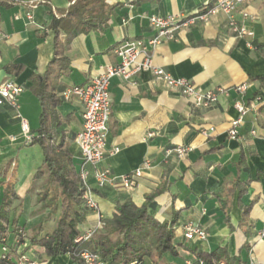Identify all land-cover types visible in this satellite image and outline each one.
<instances>
[{"label":"crops","instance_id":"0c3cea01","mask_svg":"<svg viewBox=\"0 0 264 264\" xmlns=\"http://www.w3.org/2000/svg\"><path fill=\"white\" fill-rule=\"evenodd\" d=\"M71 2L9 0L0 4V84L13 79L22 86L18 110L0 106V201L4 198V209L30 235L40 223H44L43 235L51 233L61 208L50 214L51 207L41 200L52 193L47 175L36 176L43 151L38 144L23 142L17 115L28 121L35 135L42 112L35 88L55 53V33L48 28L54 17L51 7L67 9ZM30 3L36 4L30 7ZM95 5L99 17L106 20L68 43L65 33L60 34L67 67L48 80L60 101L56 111L62 122L56 130L64 137L76 171L81 159L75 137L82 128L84 105L76 96L64 98L63 92L119 64L114 48L120 42L153 36L149 16L191 17L206 11V0H103ZM235 17L253 31L252 37H237L228 15L217 11L180 28L174 40L156 45L151 52L153 64L174 77L187 78L203 91L228 90L210 106H198L178 89H170L150 69L111 79L113 108L103 165L111 168L116 181L97 188L94 198L99 209H85L81 231L101 221L104 224L117 203L131 200L141 206L148 194L163 185L165 190L155 198L154 215L160 222L176 221L178 254L166 253L162 264H186L187 260L196 264L198 252L218 247L234 264H264V0L245 1ZM242 84L247 89L238 93L235 87ZM236 100L255 107L238 127L239 137L232 138L231 123L239 116ZM179 146L188 151L167 153ZM21 159L25 166L32 162L22 174ZM146 161L148 166L134 188L124 187L122 177ZM188 221L206 228L208 238L186 239L183 226ZM6 240L19 249L14 233ZM25 255L37 264H72L69 254L49 257L38 245Z\"/></svg>","mask_w":264,"mask_h":264},{"label":"trees","instance_id":"16d2710c","mask_svg":"<svg viewBox=\"0 0 264 264\" xmlns=\"http://www.w3.org/2000/svg\"><path fill=\"white\" fill-rule=\"evenodd\" d=\"M102 1L72 0L67 9L51 7L54 17L48 28L55 33V53L42 81L35 88L42 112L40 127L31 144L40 145L43 151V161L36 176L47 175L48 185L52 189L51 196L41 200H46L47 206L51 207L50 214L56 213L59 206L61 209L51 233L43 235L44 223H40L34 234L27 235L20 232L23 230L22 225L4 209V201V206L0 208V244L1 250L7 244L8 251L2 250L0 264H19V259L35 245L43 247L44 253L49 257L69 254L72 264H85L80 256L85 249L100 255L106 264H130L134 260H139L142 264H162L166 253L178 254L174 245L173 226L176 221L160 222L154 215L157 208L155 198L165 190L163 185L148 194L141 206H136L131 200L117 203L113 216L104 221V226L94 237L76 241L81 233L80 225L85 221L86 208L81 205L84 189L80 184L79 170L76 171L65 147L64 137H60L56 130L62 122L56 111L60 101L48 80L56 70L67 67L60 34L65 33V42L68 43L78 33L103 24L106 19L99 17L95 5ZM6 2L7 0H0V4ZM58 137L60 140L57 142ZM8 226H11L10 230ZM10 232L17 238L19 249L8 244L6 239ZM196 255L198 259L210 264H218L221 260H225L226 264H234L221 247L211 252H198Z\"/></svg>","mask_w":264,"mask_h":264},{"label":"built area","instance_id":"2783aa9c","mask_svg":"<svg viewBox=\"0 0 264 264\" xmlns=\"http://www.w3.org/2000/svg\"><path fill=\"white\" fill-rule=\"evenodd\" d=\"M9 1V0H7ZM131 3L135 0H121ZM247 0H206V11L199 12L191 17L176 16H149V23L155 30V34L148 38H137L120 42L114 52L120 59L119 64L109 65L104 71L90 78L88 82L82 85L73 86L63 92L64 98L71 96L78 97L83 105L82 112V128L76 134L75 142L80 151V167L79 178L81 187L84 189L82 200L86 209L98 211V202L94 198L95 188H103L107 185L114 184L116 177L109 166L103 165L108 153V134L109 120L112 115V95L110 90L111 79L115 76L129 78L136 72L143 69H150L155 76L162 80L170 89H178L184 96L190 98L196 105L208 107L216 102L221 94H227L228 90L224 87H218L215 90L203 91L189 79L183 77H174L171 73L163 68L156 67L152 60V49L163 42L172 41L176 38L177 31L182 27H188L197 20H206L209 15L222 11L229 17L230 29L240 38L253 36V31L244 24H238L235 17L237 9ZM36 3H30L32 7ZM31 18V13L27 14ZM247 84L238 85L235 90L238 93H244ZM22 92V86L13 79H9L0 84V106L8 104L12 108L19 109V96ZM235 106L239 111V116L231 123L229 136L232 138L239 137L238 127L244 122V117L255 107L244 102V100H236ZM21 133L23 142L26 145L32 143L34 134L30 128L28 121L20 114ZM252 133H255L252 130ZM176 151L178 155H183L188 151L187 147H176L167 149L170 154ZM148 166V162H144L140 168L132 173L122 177V184L127 189H133L135 180L141 176L143 169ZM104 226L101 221L97 227L87 228L81 231L76 241L89 240L94 237L97 230ZM184 237L188 240L200 239L206 240L208 232L203 226L188 221L183 226ZM20 232H25L21 230ZM4 252L8 251L7 244L2 247ZM85 264H106V262L98 255L90 250H83L80 254ZM19 264H37V262L27 255H23L19 259ZM130 264H142L139 260H134ZM186 264H195L191 260H187ZM196 264H210L202 259H197ZM218 264H226L225 260H221Z\"/></svg>","mask_w":264,"mask_h":264},{"label":"rangeland","instance_id":"374dc122","mask_svg":"<svg viewBox=\"0 0 264 264\" xmlns=\"http://www.w3.org/2000/svg\"><path fill=\"white\" fill-rule=\"evenodd\" d=\"M19 162H21L20 168H19L20 174H22L23 172H28L31 169V167H32V162L31 161L29 163H27L26 166L24 164V162H25L24 160L21 159V160H19ZM3 200H4V198H2V200L0 201V207L4 206ZM22 229L25 232V234L30 235V234H28L27 230H25L24 228H22ZM0 253H1V244H0Z\"/></svg>","mask_w":264,"mask_h":264}]
</instances>
